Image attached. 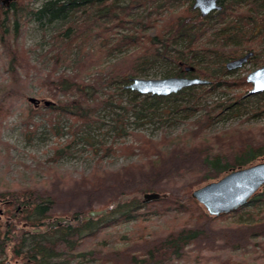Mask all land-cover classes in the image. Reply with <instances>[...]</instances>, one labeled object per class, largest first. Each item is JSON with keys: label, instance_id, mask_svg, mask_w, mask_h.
Masks as SVG:
<instances>
[{"label": "trees", "instance_id": "obj_1", "mask_svg": "<svg viewBox=\"0 0 264 264\" xmlns=\"http://www.w3.org/2000/svg\"><path fill=\"white\" fill-rule=\"evenodd\" d=\"M218 1L221 10L205 17L192 8L193 0H41L36 8L33 0H18L9 9L0 7V63L6 74L0 78V124L12 105L25 99L33 76L35 85L50 98L45 112L55 113L48 118L54 133L60 130L55 123L59 118L72 122L69 143L54 148L55 162L68 153L70 143L78 141L83 127L96 119L97 110L109 105L108 98L99 95L105 86L118 84L121 92L140 97L125 86L145 76L156 63L166 66L164 78L190 75L183 70L193 65L198 76L209 79L207 88L200 85L165 97L143 96L166 102L189 94V105H181L182 110L198 108L206 93L223 85L249 88L245 78L235 83L222 80V75L230 72L225 62L241 55L238 42L253 38L264 0ZM146 5L151 10L137 12ZM30 18L41 28L42 40L48 25H54L47 71L32 62L33 50L18 42ZM122 49L120 57L105 64L106 58ZM40 56L46 57V52ZM61 64L71 67V72L58 73ZM86 75H92L89 82ZM196 88L203 89L196 93ZM263 101L264 92L249 100L239 94L228 104H205L185 132L159 140L130 133L132 142L114 151L134 156V162L116 170L93 168L78 181L54 163L36 161L37 179L12 189L0 187L3 216L9 223L5 226L0 219V264L14 260L24 264H264V214L256 212L263 210L264 186L244 206L219 216H210L191 197L194 189L264 158V125L241 122L215 133L208 130L217 108L240 113ZM152 192L163 197L143 203V194ZM94 208L106 214L84 220ZM242 213L253 220L223 223L229 215ZM61 216L69 219L68 224L32 232L42 222ZM132 222L131 230L120 234L124 244L112 245L106 229ZM237 249L241 254L234 257L232 250Z\"/></svg>", "mask_w": 264, "mask_h": 264}, {"label": "rangeland", "instance_id": "obj_2", "mask_svg": "<svg viewBox=\"0 0 264 264\" xmlns=\"http://www.w3.org/2000/svg\"><path fill=\"white\" fill-rule=\"evenodd\" d=\"M40 2L41 0H33V7H38ZM147 10H151V5L140 7L137 12L144 14ZM262 14H264V4L261 12L257 14L258 25L254 28L253 38L249 39V43L244 39L238 42V46L241 48L238 51L241 53L240 56L249 52L246 47L250 48L252 56L239 69L223 74L222 80H231L235 83L240 82L243 78H246L247 74L264 65V20L262 19ZM53 26L54 25H48L46 35L42 40L41 28L34 18H30L24 24L23 33L19 38V43L33 50L31 60L35 65L40 67L42 71H47L51 66V61L49 60L51 58H41L40 54H43L50 48V37L54 32ZM127 31L126 29H122L121 33L125 34ZM113 42H115V40ZM122 51L123 49L115 51L109 58H106L105 64L114 62L122 55ZM240 56L237 55L236 58ZM2 64L3 65L0 63V78L4 79L6 78L4 71L5 65L3 62ZM165 69V65L156 63L154 67L147 69L145 76L140 78L162 79L164 78L162 74L165 72ZM60 72L70 73L71 67L61 64L58 69V73ZM196 75L198 74L196 73ZM91 76L92 75H86L85 81L89 82ZM104 79H106V77H104ZM35 84V79L32 76L28 89L29 91L25 99L12 105L13 107L10 109V114L6 116L0 124V187L4 186L3 188L12 189L22 183L37 179L40 175L34 169L36 161L49 164L54 163V166L61 172L69 174L71 178L76 179V181L81 180L82 176L88 175L93 168L116 170L136 160L134 156L127 157L117 154L114 151L116 147L127 145L132 142L130 133L144 134L146 137L153 140H159L162 136L170 137L181 134L190 127V122L202 114L203 110L201 106L205 104L207 106H212L219 102H221V104H228L229 102H233L237 95H245L249 90V88H245L244 86H220V88H217L213 92L206 93L199 101L198 108L193 107L190 112L188 109H179L183 104L189 105V94H181L177 99L166 102H156L152 97L143 99L145 95L133 97L127 91L121 92L120 87H118L120 85L118 84L105 86L99 95L101 98H108L109 105H103L97 110L95 115L96 119L88 123L87 126L83 127L77 134L78 141L68 145V153L58 156L55 158L56 161L53 162L52 157L55 153L54 148L68 144L69 140L72 138L69 131L72 122L68 117L59 118L58 121L55 122L60 128L56 135L52 128H50L54 123L50 124L52 121L50 123L48 121L49 116L55 113L53 111L45 112L49 106L46 107L41 102L37 108L38 112L34 113L29 111V109L34 108L33 104L28 102L29 97L50 101V98L44 95L43 90ZM203 85L205 86L204 88L210 87L209 82ZM201 89L203 88H196L194 92L200 93ZM110 93L113 95H109ZM59 98H62V96L60 95ZM52 101L55 102L54 100ZM257 105L259 104L254 103L249 105V107L247 106L244 110H241L240 113H231L228 109L220 111V108H217V112H215L212 119L213 122L208 129L209 132L215 133L223 131L241 122L243 126L256 127L258 125H264V113H262V111H264V101L260 103V107H256ZM125 108L128 110H125ZM152 110L154 112L149 113V111ZM117 114H122L123 117L117 118ZM52 119L54 120V118ZM8 146L9 148H7ZM110 147L113 148V151L104 152L103 148ZM262 160H264V158ZM1 206L0 210L2 212L3 205L1 204ZM262 209L263 210H256V212L264 214V206ZM93 210L98 209L94 208ZM0 216L2 217V223L8 222L2 213ZM252 220V217H248L242 213V215H229L224 219L223 223L235 221L248 223ZM133 223L134 222L114 225L106 229L108 233L111 234L109 239L112 245L121 247L124 244L120 234L131 230ZM261 240L264 241V239ZM207 252L210 251L207 250ZM240 252V249L236 251L232 250L231 254L234 257L240 256ZM207 254L208 253L204 254L203 257ZM204 262L205 261H203V263ZM207 264L217 263L209 262Z\"/></svg>", "mask_w": 264, "mask_h": 264}, {"label": "water", "instance_id": "obj_3", "mask_svg": "<svg viewBox=\"0 0 264 264\" xmlns=\"http://www.w3.org/2000/svg\"><path fill=\"white\" fill-rule=\"evenodd\" d=\"M16 0H0V6L7 9L9 4ZM193 9L198 10L202 17L209 15L212 12L221 10L222 6L218 0H193ZM252 56V52L228 61L225 67L228 71H233L242 67ZM192 68H186L185 72L191 71ZM246 82L252 88L249 94L264 92V66H261L246 76ZM205 80L192 79L188 77H166L162 79H143L134 78L127 85L132 91L141 95L151 96H168L176 94L182 89L193 84H205ZM28 102L33 104L34 108H38L41 102L47 107L51 105V101L28 98ZM264 186V160L247 167L238 168L229 171L216 181L209 182L192 191L191 197L196 200L210 216H219L228 214L234 210L244 206L260 189ZM163 197L158 193H145L142 196L143 203L156 201ZM1 211V210H0ZM106 210H92L85 216L84 220L96 218L104 215ZM67 217H57L51 221L44 222L43 227L54 228L62 224H67ZM42 228L33 229L34 232H39Z\"/></svg>", "mask_w": 264, "mask_h": 264}, {"label": "bare ground", "instance_id": "obj_4", "mask_svg": "<svg viewBox=\"0 0 264 264\" xmlns=\"http://www.w3.org/2000/svg\"><path fill=\"white\" fill-rule=\"evenodd\" d=\"M1 7V6H0ZM1 8H3V7H1ZM10 8V4H9V7L7 8V9H9ZM3 9H5V8H3ZM6 10V9H5ZM23 29H24V27H22V30H21V32H20V36L19 37H21V35H22V33H23ZM21 40H22V38H21ZM21 40H20V42H21ZM19 42V41H18ZM17 42V45H20L19 43ZM49 50V49H48ZM45 51L46 52V58L47 59H49V57H51L52 55H51V53L49 52V51ZM33 52L31 51L30 52V57H31V54H32ZM50 54V55H49ZM264 66V65H263ZM186 68H192V70L191 71H189V73H190V75H179L178 77H188V78H192V79H200V80H205L206 81V83H208V81L209 80H206L205 78H201V77H199L198 75H196V72H195V67L192 65V66H190V65H185V67H184V70H183V72H185V69ZM186 74H188V72H185ZM170 77H172V76H170ZM249 84V83H248ZM200 85H203V84H193V85H190V86H188V87H186V88H184V89H187V88H189V87H197V86H200ZM250 85V84H249ZM125 88L126 89H129V88H127V86H125ZM252 88V86L250 85V87H249V90H248V93L247 94H245V95H243V97H244V100H249V98L251 97V96H253V94H249V91H250V89ZM184 89H182V90H184ZM130 90V89H129ZM262 93V92H261ZM254 94H259V93H254ZM141 95V94H140ZM143 96V95H142ZM169 96V95H168ZM262 161V160H261ZM258 162H260V161H258ZM257 163V162H256ZM92 211V210H91ZM235 211V210H234ZM88 213V212H87ZM106 214V213H105ZM104 214V215H105ZM1 217V216H0ZM44 222H46V221H44ZM43 222V223H44ZM42 229H46V227H43V225H42V227H41ZM48 229V228H47Z\"/></svg>", "mask_w": 264, "mask_h": 264}, {"label": "flooded vegetation", "instance_id": "obj_5", "mask_svg": "<svg viewBox=\"0 0 264 264\" xmlns=\"http://www.w3.org/2000/svg\"><path fill=\"white\" fill-rule=\"evenodd\" d=\"M11 4V3H10ZM0 206H1V203H0ZM1 208H2V206H1ZM1 213H2V215H3V211L1 212L0 211V215H1ZM2 217H0V219H1ZM47 221V220H46ZM49 221V220H48ZM5 224V226H8L9 225V223L8 222H5L4 223ZM68 224V223H67ZM42 225H43V222H42ZM21 228L22 229H28V227H25V225H21ZM50 228H52V227H50ZM55 228V227H54ZM30 231H32L31 229H29ZM49 229H42V230H40L39 232H46V231H48ZM32 232H34V231H32ZM8 264H24L23 262H21V261H19V260H14L13 261V263L11 262V261H9L8 262Z\"/></svg>", "mask_w": 264, "mask_h": 264}, {"label": "snow or ice", "instance_id": "obj_6", "mask_svg": "<svg viewBox=\"0 0 264 264\" xmlns=\"http://www.w3.org/2000/svg\"><path fill=\"white\" fill-rule=\"evenodd\" d=\"M262 87H264V85H261Z\"/></svg>", "mask_w": 264, "mask_h": 264}]
</instances>
